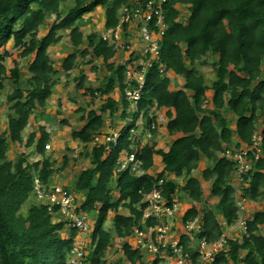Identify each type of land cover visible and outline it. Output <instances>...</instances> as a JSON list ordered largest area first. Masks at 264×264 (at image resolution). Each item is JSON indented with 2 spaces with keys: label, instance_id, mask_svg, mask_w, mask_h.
Masks as SVG:
<instances>
[{
  "label": "clouds",
  "instance_id": "clouds-1",
  "mask_svg": "<svg viewBox=\"0 0 264 264\" xmlns=\"http://www.w3.org/2000/svg\"><path fill=\"white\" fill-rule=\"evenodd\" d=\"M18 4L0 0L15 216L61 264H264V23L242 36L264 6Z\"/></svg>",
  "mask_w": 264,
  "mask_h": 264
},
{
  "label": "trees",
  "instance_id": "trees-1",
  "mask_svg": "<svg viewBox=\"0 0 264 264\" xmlns=\"http://www.w3.org/2000/svg\"><path fill=\"white\" fill-rule=\"evenodd\" d=\"M30 0H19L18 11L23 12ZM264 6V0L254 5L253 0H240L238 19L248 20L256 15L255 7ZM12 17L8 24L0 28V41L7 39L12 32ZM264 23V18L256 19L251 28H242V36L250 35L252 29ZM19 189L4 191L0 189V264H61V256L54 238L45 239L42 235L33 234L24 221L15 216V201ZM39 214L34 213L35 224ZM264 247V243L261 245Z\"/></svg>",
  "mask_w": 264,
  "mask_h": 264
}]
</instances>
